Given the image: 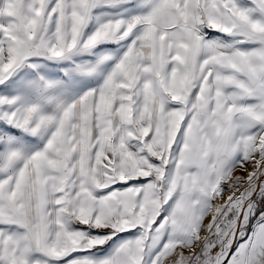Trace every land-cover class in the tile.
Wrapping results in <instances>:
<instances>
[{"label":"snow or ice","instance_id":"6c2138e0","mask_svg":"<svg viewBox=\"0 0 264 264\" xmlns=\"http://www.w3.org/2000/svg\"><path fill=\"white\" fill-rule=\"evenodd\" d=\"M0 264H264V0H0Z\"/></svg>","mask_w":264,"mask_h":264}]
</instances>
